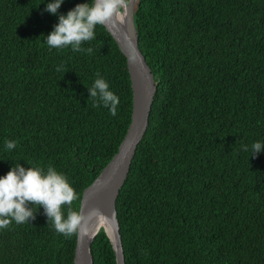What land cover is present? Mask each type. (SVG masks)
Returning a JSON list of instances; mask_svg holds the SVG:
<instances>
[{
    "label": "trees",
    "instance_id": "trees-1",
    "mask_svg": "<svg viewBox=\"0 0 264 264\" xmlns=\"http://www.w3.org/2000/svg\"><path fill=\"white\" fill-rule=\"evenodd\" d=\"M49 2L0 0V177L54 167L80 210L127 133L133 92L105 26L82 44L91 54L47 45L59 16L88 0L56 14ZM134 19L158 89L116 205L125 264H264V149H251L264 145V0H137ZM97 73L120 99L116 116L89 98ZM29 207L35 219L0 229V264H75L77 235ZM91 251L117 264L103 227Z\"/></svg>",
    "mask_w": 264,
    "mask_h": 264
},
{
    "label": "clouds",
    "instance_id": "clouds-1",
    "mask_svg": "<svg viewBox=\"0 0 264 264\" xmlns=\"http://www.w3.org/2000/svg\"><path fill=\"white\" fill-rule=\"evenodd\" d=\"M63 2L64 0H50L45 10L56 14ZM128 4L129 0H91L90 3L88 0L77 4L67 14L59 16L53 31L46 36V43L50 48L71 46L75 52L91 54L93 49L82 48V44L95 39L97 25L107 27L110 23L122 21V11L128 8ZM136 58L133 51L130 59L135 61ZM60 70L58 67L57 71ZM89 92V98H98L105 107H109L111 115H117L120 99L109 90L108 82L99 73L89 87ZM93 106L99 105L94 103ZM5 146L12 150L16 147V141L6 140ZM242 148L248 151L247 145H242ZM251 149L254 155L264 149V145L255 142ZM77 199L75 189L54 167L49 166L45 172L39 167L25 168L21 164H15L6 175L0 177V229L7 228L13 220L17 224H23L30 218L35 219L33 208L29 207L32 204L44 208L48 220L58 233L66 237L79 235L86 230V216L82 210H73L70 207ZM64 205L69 206L66 216ZM97 212L98 210H91L88 217L95 216Z\"/></svg>",
    "mask_w": 264,
    "mask_h": 264
},
{
    "label": "water",
    "instance_id": "water-1",
    "mask_svg": "<svg viewBox=\"0 0 264 264\" xmlns=\"http://www.w3.org/2000/svg\"><path fill=\"white\" fill-rule=\"evenodd\" d=\"M136 2L137 0H129L128 8L122 11L123 20L115 24L110 23L106 27L127 58L133 92L132 120L118 151L83 192L80 210L86 216V230L77 235L75 264H94L91 245L100 230H98L99 220L104 219H108L114 228L113 237L109 235L107 229L105 231L115 249L117 264H125L116 205L128 178L134 155L148 129L151 109L158 89L152 69L139 46V34L134 19ZM133 51L137 56L135 61L130 59ZM91 210L98 212L89 218L88 213Z\"/></svg>",
    "mask_w": 264,
    "mask_h": 264
},
{
    "label": "bare ground",
    "instance_id": "bare-ground-1",
    "mask_svg": "<svg viewBox=\"0 0 264 264\" xmlns=\"http://www.w3.org/2000/svg\"><path fill=\"white\" fill-rule=\"evenodd\" d=\"M107 229L109 235L111 237H113V225L112 223L108 220V219H104V220H99V224H98V230L101 228Z\"/></svg>",
    "mask_w": 264,
    "mask_h": 264
}]
</instances>
